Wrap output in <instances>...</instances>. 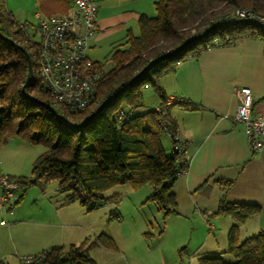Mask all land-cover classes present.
<instances>
[{"label":"crops","instance_id":"1","mask_svg":"<svg viewBox=\"0 0 264 264\" xmlns=\"http://www.w3.org/2000/svg\"><path fill=\"white\" fill-rule=\"evenodd\" d=\"M67 1L68 8L62 13L70 12L74 6L73 0ZM155 1L95 0L97 32L89 43L87 56L91 59L88 51H95L94 56H98L97 48L106 44L112 49L124 47L127 31L139 34L138 18L141 14H153L149 12L155 9ZM96 62L104 67L103 62ZM158 85L166 98H177L166 113L187 143L188 170L177 176L169 188L175 201L174 211L165 214L164 209L149 200L152 184L137 188L115 185L104 191V195L118 193V203L93 209L57 190L64 194L63 198L46 202L47 206L41 205L42 208L48 207L47 211L61 220L77 223L53 230L46 227L52 223L45 217L47 221L37 216L25 220L22 216L27 186L13 210L3 209L19 218L11 226L0 224L3 264H20L21 256L39 254L52 246L68 247L83 241L88 244L100 233L110 235L116 248L92 246L90 264H205L202 259L219 255L225 261H232L226 250L235 218L231 214H216L223 198L231 204L260 208L257 215L239 226L240 241L264 230V148L253 152L243 124L233 118L238 104L234 89L242 86L252 91L253 114L264 115V40L255 35L241 36L230 44L204 49L161 74ZM143 92L136 110L146 111L161 104L158 91L154 106L144 108L149 94ZM166 136L167 140L161 142L169 154L172 143ZM21 176L24 175L17 178ZM45 194L34 202L40 198L42 203ZM39 211L43 212L41 208ZM35 226L41 229H33L38 228ZM19 230L33 232L28 237L19 234L14 238V231Z\"/></svg>","mask_w":264,"mask_h":264},{"label":"trees","instance_id":"2","mask_svg":"<svg viewBox=\"0 0 264 264\" xmlns=\"http://www.w3.org/2000/svg\"><path fill=\"white\" fill-rule=\"evenodd\" d=\"M43 15L65 12L67 0H38ZM0 0V33L13 39L28 52L32 63L30 83L22 88L28 73L24 52L0 35V145L18 137L28 143H42L46 150L39 154L31 169V175L19 177L22 197L25 188L36 181H56L57 190L67 192L70 200L77 199L88 209L112 203L117 204L119 194L105 196L104 191L119 184L137 188L152 184L149 198L165 214L174 211L175 201L169 188L182 168L177 153L167 154L161 142L168 130L177 132L176 123L164 115V124L156 108L139 111L142 90L153 86L159 91L161 104L166 97L158 85V77L175 67V62L187 54L207 49L215 37L232 43L241 36L255 35L264 40V25L244 23L217 27L204 37L180 49L175 55L147 67L137 81L110 100L101 112L86 126H66L44 104L27 94L52 105L62 120L79 123L104 99L125 86L152 58L173 50L186 39L202 33L219 22L236 20L237 9H249L264 15V0H156L154 16L141 14L138 18L139 34L127 31L125 46H114L110 53L111 67L102 68L97 92L84 112H72L56 107L47 93L37 87L35 62L30 43L23 42V33L12 14L3 10ZM194 22L196 25L194 26ZM193 26L194 32L189 28ZM31 90L37 92L31 94ZM119 113H122L118 119ZM166 127V129H165ZM114 210V209H113ZM255 205L231 204L224 198L216 214H231L235 223L228 234L226 253L233 256L225 261L222 255L204 258L205 264H264V230L239 240V226L249 217L257 215ZM116 248L112 237L100 233L88 243L71 244L68 247L52 246L43 250L41 262L30 264H90L92 246ZM0 263H2L0 261ZM20 264H25L20 262Z\"/></svg>","mask_w":264,"mask_h":264},{"label":"built area","instance_id":"3","mask_svg":"<svg viewBox=\"0 0 264 264\" xmlns=\"http://www.w3.org/2000/svg\"><path fill=\"white\" fill-rule=\"evenodd\" d=\"M73 1L74 6L70 12L49 16L38 12L35 24H19V29L23 33V41L30 43L38 89L47 93L56 107L78 113L87 110L92 103L103 72L100 64L87 56L89 43L97 32L96 2ZM234 17L264 23V15H258L249 9H237ZM224 41L215 37L208 48L230 44ZM196 55L194 52L185 55L175 62V66ZM234 94L238 104L233 118L243 124L252 151L259 152L264 148V115L253 114V95L249 87H237ZM176 100L175 97L166 98L162 105L156 107L161 123L164 124L168 106ZM121 115L119 113L118 119ZM167 135L171 139L172 149L177 153V162L182 165L179 175L184 174L189 167L185 153L186 140L178 131L172 134L168 130ZM18 188L17 177L0 173V211L4 208L14 209L19 200ZM0 224L6 222L1 220ZM42 256L41 253L23 255L20 261L25 264L38 263Z\"/></svg>","mask_w":264,"mask_h":264},{"label":"rangeland","instance_id":"4","mask_svg":"<svg viewBox=\"0 0 264 264\" xmlns=\"http://www.w3.org/2000/svg\"><path fill=\"white\" fill-rule=\"evenodd\" d=\"M5 2V8L3 6V10L10 12L12 16L15 18V20L19 24H25V25H33L37 22V18L35 17V13L39 10V1L38 0H4ZM150 16H154L156 14L155 9L152 8ZM194 26L196 25V22H194ZM138 30V29H137ZM191 32L195 31V28L191 26L189 28ZM115 31V30H114ZM25 42V41H23ZM29 44L28 42H25ZM112 50V47L108 44L102 46V48H97L98 56L92 53L91 51H88V55L91 57L92 60L101 61L104 63V69L107 70L111 67V64L109 62V55ZM143 94L147 91L149 94L146 97V102L144 105V108L149 109L152 106H154L155 99L158 98V90H156L155 87L150 86L148 89L143 88ZM36 90H31V94L36 93ZM38 93V92H37ZM149 107V108H148ZM143 110V109H142ZM161 140L164 143L167 140L166 134H162ZM46 150V147L42 143H28L25 140L13 137L10 138L5 144L0 145V173L8 174L14 178L18 177V175H24L29 176L31 175V169L32 164L35 160V158L44 152ZM3 171H6L3 172ZM147 189V187H145ZM28 189V190H27ZM26 189L25 192V201L22 205V209H24V213L22 216H24L25 220L28 219H35V218H47L49 222H51V225H48L46 227H51L53 230H59L60 227L64 228L66 225H70L77 223V221H73L70 219L67 220H61L59 216L57 217L55 213H52L51 211L48 212V207L42 208V206H47L46 202L54 203L56 199H62L63 193L60 194L56 189V183L55 181H37L35 184L29 185V187ZM21 191L20 187L18 188L17 193ZM46 193V194H45ZM45 194L43 196V202L40 203L41 199L38 198L37 202H34V199L37 197H40L41 195ZM58 204V203H56ZM42 205V206H41ZM61 206V204H58ZM16 206V205H15ZM77 206V205H75ZM42 209L43 212L39 211V209ZM104 210V209H101ZM101 212V211H100ZM49 216L50 214V217ZM96 214V213H93ZM37 216V217H36ZM43 218V219H45ZM19 218H15L14 215L9 213L8 211H0V221L3 220L6 222V226H11V224L18 220ZM22 219V217H20ZM46 220V219H45ZM46 220V221H47ZM5 226V227H6ZM38 228L33 229H41L39 226H35ZM32 230H19L14 231V238L17 237L19 234L24 237H28L30 234L32 235ZM30 235V236H31ZM7 239L9 238V235H3ZM13 237V236H12ZM67 245V244H65ZM230 259H233V256L230 255ZM3 264V263H0Z\"/></svg>","mask_w":264,"mask_h":264},{"label":"water","instance_id":"5","mask_svg":"<svg viewBox=\"0 0 264 264\" xmlns=\"http://www.w3.org/2000/svg\"><path fill=\"white\" fill-rule=\"evenodd\" d=\"M233 23H244V24H249V25H255V26H260V25H264V23H261L257 20L254 19H248V18H238L236 20H231L228 22H219L217 24L211 25L208 28H206L202 33H200L199 35L196 36H191L190 38L186 39L184 42H182L179 46H177L176 48H174L173 50H170L168 52H165L159 56H156L154 58H152L125 86H123L122 88H120L118 91L112 93L109 97H107L106 99H104L84 120H82L79 123H69L66 122L64 120L61 119L59 113L57 112V110L50 104L48 103H44L43 101L39 100L36 97H33L29 94H27L28 97L32 98L34 101L40 103V104H44L49 110H51V112L56 116V118L61 121L62 123H64L66 126L69 127H73V128H79V127H84L87 124H89L98 114L99 112L102 111V109L104 108V106L110 101L112 100L115 96H117L119 93H121L125 88L132 86L137 79L146 71L147 67L150 66L153 63H156L162 59H165L167 57H171L173 55H175L180 49H182L183 47H185L186 45L191 44L193 41H196L202 37H204L206 34H208L210 31H212L213 29L217 28V27H221L227 24H233ZM1 36H3L0 33ZM4 39H6L7 41H9L13 46L21 49L27 59V65H28V73L26 76V79L22 85V88H24L25 86H27L30 83V80L32 78V63H31V58L28 54V52L26 51V49L21 46L20 44H18L17 42H15L13 39L7 37V36H3Z\"/></svg>","mask_w":264,"mask_h":264}]
</instances>
